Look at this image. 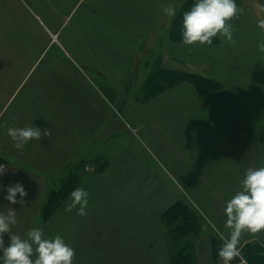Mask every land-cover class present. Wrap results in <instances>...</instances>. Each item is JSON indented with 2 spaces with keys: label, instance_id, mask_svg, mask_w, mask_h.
<instances>
[{
  "label": "rangeland",
  "instance_id": "obj_1",
  "mask_svg": "<svg viewBox=\"0 0 264 264\" xmlns=\"http://www.w3.org/2000/svg\"><path fill=\"white\" fill-rule=\"evenodd\" d=\"M186 1L167 0L163 5L174 8L175 15L163 12L157 21L167 26L162 32L165 40H155L159 25L148 43L151 49H139L129 64H111L114 73L106 71L104 79L79 57L72 66L67 59L57 60V73L71 67L83 79L79 84L71 81V87L66 80L73 128L57 129L71 138L65 141L71 148L62 156L72 153L57 175L48 178L50 190L43 193L42 205L73 177L89 197L86 216L77 215V209L66 212L67 197L52 216L42 212L41 221L48 224L49 235H60L75 249L73 264H174L184 247L191 250L192 264H223L213 256L211 237L222 240L209 221L227 238L226 202L238 191L248 168L264 167V53L257 47L264 39V30L257 26L258 19H264V0H241L243 13L230 21L235 44L219 35L215 45L197 44L191 50L170 37L171 22ZM63 3L0 0V56L14 61L44 52L47 58L78 56L67 43L66 27L57 40L51 35L55 24H66L64 13L70 4ZM196 52L210 58L195 56ZM182 54L184 58L176 57ZM160 65L182 66L195 74L208 68L207 76L222 86L201 95L193 83L184 81L151 93L149 79ZM85 103L87 127L79 109H85ZM60 146L64 142L58 143L59 151ZM176 203L180 215L165 222L162 215ZM188 220L193 231L177 238L175 229L186 227ZM257 245L264 248V231L241 236L238 247L247 264L245 249L257 250ZM260 255L264 257V250ZM230 264H240V257Z\"/></svg>",
  "mask_w": 264,
  "mask_h": 264
},
{
  "label": "crops",
  "instance_id": "obj_2",
  "mask_svg": "<svg viewBox=\"0 0 264 264\" xmlns=\"http://www.w3.org/2000/svg\"><path fill=\"white\" fill-rule=\"evenodd\" d=\"M53 1H56L57 5L62 4L63 1L68 2L67 4L70 6L64 7L67 8L64 13L66 24L64 22H60L58 26L55 24L56 32L51 31V35L53 34V39L57 40V34L66 27L67 43L78 56L65 54L47 58L46 52H44V54H39L31 59L17 57L15 61L7 56H0V164L7 166V171L0 176V212L6 213L10 207L15 208L18 223L13 226L12 234L22 237L26 236L29 229L39 227L44 232L45 238H54L49 235V232H46L48 224H43L41 221L44 206L42 205L43 193L50 190L48 178L57 175L72 153L70 150L68 155L62 156L66 150L71 148L69 142L68 144L65 142L66 139L71 138H66L67 136L63 134L62 130L58 132L57 127L60 129L73 128L74 110L67 101L66 80L69 81L71 87L73 86L71 81L74 84H79L83 78L71 67L65 68L62 73H57L55 71V69L58 70L57 60L67 59L72 66L73 60L76 62V58L79 57L87 69L95 67L97 77L104 79L106 71L114 73L113 65L120 62L129 64L130 59L137 54L139 49L142 47L152 48L148 43L152 40V32L157 31L158 26L161 25L157 24V21L163 15L161 5L167 0ZM152 3L155 4L154 7L150 6ZM161 26L162 28L158 29L160 37L158 35V38H155L158 42L165 40L163 39L165 35L162 32L167 26ZM65 49L66 53H70L66 45ZM192 52L194 53V51ZM200 53L196 52L195 56L210 58V56ZM159 54L162 58L165 56V53L160 52ZM184 54L176 57L182 59ZM148 56L143 59V63H146ZM44 60L47 62L42 65ZM199 61L202 62V60ZM199 61H195L194 66H198ZM26 63L30 65L28 69H32V71L23 67ZM111 64L113 65L111 66ZM179 67L177 65L172 69L186 71L185 67ZM50 69L53 70L50 71ZM80 72L82 73V71ZM198 73L208 75V68H205L204 71L198 70ZM59 79L64 80V83H58ZM81 86L83 87L82 84ZM79 89L83 90V88ZM80 96H82V91ZM84 108L79 109L82 113L81 119L85 122V125L82 123V126L87 127L86 103ZM31 126L38 127L42 131L47 128L52 131V135L49 138L43 137L41 140H31L23 152L17 151L7 135V129ZM58 136L60 137L58 138ZM63 142L65 146H60L59 151L58 143ZM17 182L21 183L28 193L24 198V205H12L4 199L7 195V188ZM16 198L19 200V195ZM4 239L5 246H7L9 243L7 234Z\"/></svg>",
  "mask_w": 264,
  "mask_h": 264
},
{
  "label": "clouds",
  "instance_id": "obj_3",
  "mask_svg": "<svg viewBox=\"0 0 264 264\" xmlns=\"http://www.w3.org/2000/svg\"><path fill=\"white\" fill-rule=\"evenodd\" d=\"M162 11L168 16L175 15V9L161 5ZM243 9L239 8L235 0H196L194 6L183 14L182 43L185 46L212 45V38L220 35L227 42L235 44L233 40V26L230 23L237 19ZM257 26L264 30V19H258ZM258 50L264 53V39L258 45ZM13 147L23 152L25 146L31 140L49 138L52 131L38 127H23L7 129ZM7 171V166L0 164V176ZM17 195L20 199L17 200ZM28 195L24 186L17 182L7 188L4 197L10 204L24 205V198ZM89 193L81 188H74L69 194L70 202L65 211L72 212L77 209V215H87ZM226 220L224 228L228 229L227 238L217 229L216 225L209 221L212 228L217 231L223 241L218 250V257L223 264L240 257V264H247L241 256L239 243L245 233L255 235L264 231V167L248 168L243 179L239 182V189L226 202L224 208ZM18 220L15 208L10 207L7 212H0V264H73L76 255L72 248L60 236L45 238V234L39 227L28 230L22 237L12 234L13 226ZM5 234L9 237V243L5 246Z\"/></svg>",
  "mask_w": 264,
  "mask_h": 264
},
{
  "label": "trees",
  "instance_id": "obj_4",
  "mask_svg": "<svg viewBox=\"0 0 264 264\" xmlns=\"http://www.w3.org/2000/svg\"><path fill=\"white\" fill-rule=\"evenodd\" d=\"M195 2L196 0H187L183 4V6L177 10L176 16L174 17L170 30V37L174 41H182L183 14L189 11L191 7L194 6ZM235 2L238 7L239 4L241 5V0H235ZM219 39V35H217L216 37L212 38V43L219 42ZM160 67L161 69L159 68V70L153 71V75L150 76L151 79L149 80L151 93L160 87L165 88L184 81L193 83L196 86L197 91L201 95H209L210 93L215 92L222 86L219 81L207 75L190 73L186 72L185 70H176L171 68L169 69L167 67H164L163 65H160ZM76 186L77 180L73 177L67 179L58 190H53L50 197L48 198L47 203L45 204V206H43L42 211L44 216H52L57 210L58 205L62 203L63 199L69 197V194ZM178 208L179 203H176L175 205L170 207L166 212H164V214L162 215L163 219H165L164 221L170 222L177 219V217L180 215V210ZM192 225L193 222L188 220V225L186 227L179 226L178 229H175V231L179 232L177 238L191 234V232L193 231ZM211 239V249L213 252V256L218 257V250L222 246L223 242L215 236H212ZM257 246L259 247V249L257 250H255L253 247L250 248L249 246V249H245L246 258H248L250 264H264V257L260 255V252L264 250V248L262 246L260 247L259 245ZM173 263L192 264L193 256L191 254V250H189L188 247L180 249V251L177 252L176 256L173 258Z\"/></svg>",
  "mask_w": 264,
  "mask_h": 264
}]
</instances>
